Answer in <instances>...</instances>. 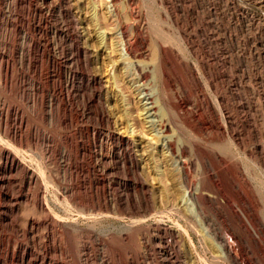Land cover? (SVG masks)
I'll list each match as a JSON object with an SVG mask.
<instances>
[{
	"label": "rangeland",
	"instance_id": "rangeland-1",
	"mask_svg": "<svg viewBox=\"0 0 264 264\" xmlns=\"http://www.w3.org/2000/svg\"><path fill=\"white\" fill-rule=\"evenodd\" d=\"M0 264H264V0H0Z\"/></svg>",
	"mask_w": 264,
	"mask_h": 264
},
{
	"label": "bare ground",
	"instance_id": "bare-ground-1",
	"mask_svg": "<svg viewBox=\"0 0 264 264\" xmlns=\"http://www.w3.org/2000/svg\"><path fill=\"white\" fill-rule=\"evenodd\" d=\"M121 34L123 35V33L121 32ZM168 38V37H167ZM117 48V47H116ZM115 48V49H116ZM79 50V49H78ZM115 51V50H114ZM119 51H120V49H119ZM130 51V50H129ZM129 51H128V48L124 45V44H122V49H121V52H120V54H121V57H125V56H128L129 55ZM116 52V51H115ZM117 53V52H116ZM118 57V56H117ZM119 58V57H118ZM125 62V61H124ZM125 69V68H124ZM124 71V70H123ZM165 82V81H164ZM9 157V156H8ZM8 160V159H7ZM13 162V161H12Z\"/></svg>",
	"mask_w": 264,
	"mask_h": 264
}]
</instances>
